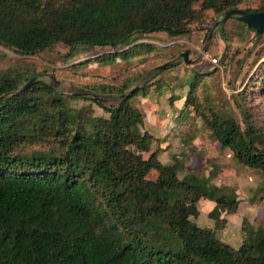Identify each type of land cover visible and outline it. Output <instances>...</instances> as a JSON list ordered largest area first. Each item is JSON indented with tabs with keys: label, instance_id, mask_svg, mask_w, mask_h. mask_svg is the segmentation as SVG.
Segmentation results:
<instances>
[{
	"label": "trees",
	"instance_id": "obj_1",
	"mask_svg": "<svg viewBox=\"0 0 264 264\" xmlns=\"http://www.w3.org/2000/svg\"><path fill=\"white\" fill-rule=\"evenodd\" d=\"M244 1L0 0V45L19 55L58 45L121 47L95 59L128 58L157 48L149 42L130 45L134 35L183 36L199 13L211 10L219 18ZM244 9L263 11L264 0ZM215 32L227 46L244 44L250 32L260 37L236 15ZM256 54L252 82L238 104L240 117L216 109L203 90L206 72L194 71L184 102L215 140L264 177V126L246 102L264 92V50ZM161 71L129 97L99 101L65 98L53 79L40 78L29 64L0 68V96L6 94L0 97V264H264V230L256 234L255 247L242 242L230 251L192 220L199 199L210 197L202 182L181 178L180 165L163 163L157 151L142 156L154 137L141 130L144 113L133 97L146 96L151 85L169 86L168 79L156 77ZM33 76L32 84L15 92ZM135 82L130 76L117 83L94 81L74 91L120 95ZM74 99L90 102L73 106ZM153 169L157 176L151 179ZM168 190L180 195L169 200Z\"/></svg>",
	"mask_w": 264,
	"mask_h": 264
},
{
	"label": "rangeland",
	"instance_id": "obj_2",
	"mask_svg": "<svg viewBox=\"0 0 264 264\" xmlns=\"http://www.w3.org/2000/svg\"><path fill=\"white\" fill-rule=\"evenodd\" d=\"M260 1L245 0L240 8H254ZM214 18L216 16L211 10L199 13L188 33L176 38L169 37L164 32L134 35L130 45L149 42L157 47L156 50L145 54L136 53L128 58L117 56L108 61L96 60L95 57L121 50V47L112 49L80 45L70 49L58 45L35 54L19 55L0 45V68L16 63L29 64L37 70L40 78L49 80L53 76L58 80L59 89L66 98L78 96L73 94L74 90L84 88L94 81L112 80L117 83L125 77H135L136 82L130 88L137 85L143 77L140 86L146 79L152 82L155 77L151 74L159 70L152 68L183 51L189 52V58H197L191 65H186L179 58L174 61L179 62L177 66L161 68L163 71L158 72L156 77L163 81L168 79L169 82L166 83L169 86L158 89L151 85L146 96L138 93L133 97V101L144 113L141 130L148 131L154 137L150 152L143 153L142 156L146 158L151 152L157 151V156L163 163L180 165L181 178L193 177L202 182L203 189L210 197L202 196L199 199V214L192 220L210 229L229 245L230 251L235 252L242 242L255 247L256 234L264 230V177L259 168L245 165L229 148L215 140L201 118L185 104L184 98L194 71L209 73L205 74L202 86L216 109L234 110L240 117L238 104L243 102L244 91L252 82L257 65L253 62L256 52L264 50V32L260 37L250 32L244 44L232 42L227 46L215 29L206 44L205 33L212 26L210 22ZM209 57H216L218 62H211ZM149 70L151 71L147 74ZM88 101L74 99L70 103L73 106L88 107ZM246 102L252 118L264 126V92L253 94ZM168 105L175 107L168 108ZM91 106L96 114L103 113L96 104ZM154 120H157V126H164L161 120L163 123L170 120L167 121L168 131L158 134L157 127H151ZM156 176L155 169L148 173L151 179ZM178 195V190L166 191L169 200Z\"/></svg>",
	"mask_w": 264,
	"mask_h": 264
},
{
	"label": "water",
	"instance_id": "obj_3",
	"mask_svg": "<svg viewBox=\"0 0 264 264\" xmlns=\"http://www.w3.org/2000/svg\"><path fill=\"white\" fill-rule=\"evenodd\" d=\"M236 15L237 19L244 22L248 28H253L256 30L257 35H261L264 32V10L263 11H248L242 8H233L228 11H226L222 16L216 19L215 23L211 26L210 31L206 38V44L208 43L211 35L213 34L214 30L222 23H224L230 16ZM206 45L203 46V51L205 50ZM201 55H199L200 57ZM182 58L183 62L186 65L193 64L197 58H189L188 53L186 51L181 52L176 57L155 66L152 69H161L168 66L170 63L176 61L177 59ZM149 70L147 74L150 72ZM37 76H33L30 78L27 82H25L17 91L16 93L22 91L23 89L27 88L30 84L33 83V81L36 79ZM52 79L55 81L57 88L59 89L60 82L52 76ZM144 77L142 78V80ZM141 80V81H142ZM141 81L135 85L134 87L130 88L127 92L120 94V95H103V94H95L91 92H80V93H73L74 95H81V96H89L92 97L95 100L99 101H108L115 98H121V97H129L133 92L137 91L140 87ZM60 90V89H59ZM15 92H11L10 94H13ZM6 94H3L0 97H4Z\"/></svg>",
	"mask_w": 264,
	"mask_h": 264
},
{
	"label": "crops",
	"instance_id": "obj_4",
	"mask_svg": "<svg viewBox=\"0 0 264 264\" xmlns=\"http://www.w3.org/2000/svg\"><path fill=\"white\" fill-rule=\"evenodd\" d=\"M170 95V94H169ZM160 100V99H159ZM160 102H161V100H160ZM173 107H175L174 105H168V108H173ZM168 116L170 115V113H168L167 114ZM157 120H154L153 121V124H152V126L151 127H154V126H156L157 128H156V131H157V133L158 134H162V133H164V132H166V131H168V129H167V127H168V125H169V123L168 122H170V120H165L164 121V123H163V120H161L162 121V124H164V126H157L156 124H157V122H156ZM168 121V122H167ZM152 123V122H151ZM168 124V125H167ZM156 133V134H157Z\"/></svg>",
	"mask_w": 264,
	"mask_h": 264
},
{
	"label": "built area",
	"instance_id": "obj_5",
	"mask_svg": "<svg viewBox=\"0 0 264 264\" xmlns=\"http://www.w3.org/2000/svg\"><path fill=\"white\" fill-rule=\"evenodd\" d=\"M209 59H210V61L213 62V63H217V62H218L216 57H213V58H210V57H209Z\"/></svg>",
	"mask_w": 264,
	"mask_h": 264
}]
</instances>
